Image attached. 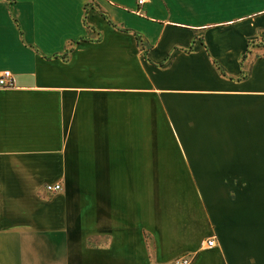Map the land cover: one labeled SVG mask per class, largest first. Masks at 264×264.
<instances>
[{
  "label": "crops",
  "instance_id": "crops-1",
  "mask_svg": "<svg viewBox=\"0 0 264 264\" xmlns=\"http://www.w3.org/2000/svg\"><path fill=\"white\" fill-rule=\"evenodd\" d=\"M3 68L0 264H264V0H0Z\"/></svg>",
  "mask_w": 264,
  "mask_h": 264
},
{
  "label": "built area",
  "instance_id": "built-area-1",
  "mask_svg": "<svg viewBox=\"0 0 264 264\" xmlns=\"http://www.w3.org/2000/svg\"><path fill=\"white\" fill-rule=\"evenodd\" d=\"M142 2L143 0H136V4H140ZM12 84H13V79L11 72L6 68L0 69V86H10ZM44 187L48 192H54L60 189V184L57 182L45 183ZM205 244L207 246L212 245L213 244L212 238L206 239ZM171 264H189V257L184 255L176 256L172 258Z\"/></svg>",
  "mask_w": 264,
  "mask_h": 264
},
{
  "label": "rangeland",
  "instance_id": "rangeland-1",
  "mask_svg": "<svg viewBox=\"0 0 264 264\" xmlns=\"http://www.w3.org/2000/svg\"><path fill=\"white\" fill-rule=\"evenodd\" d=\"M43 190H44L45 192H47V193H51V192H48V191L45 189L44 184H43Z\"/></svg>",
  "mask_w": 264,
  "mask_h": 264
},
{
  "label": "trees",
  "instance_id": "trees-1",
  "mask_svg": "<svg viewBox=\"0 0 264 264\" xmlns=\"http://www.w3.org/2000/svg\"><path fill=\"white\" fill-rule=\"evenodd\" d=\"M104 15V14H103ZM105 16V15H104ZM136 37H137V35H136Z\"/></svg>",
  "mask_w": 264,
  "mask_h": 264
}]
</instances>
